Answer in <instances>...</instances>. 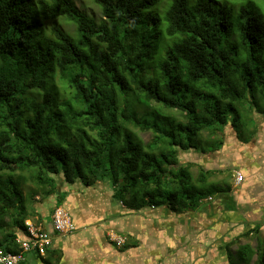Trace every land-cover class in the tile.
Segmentation results:
<instances>
[{
    "label": "trees",
    "instance_id": "1",
    "mask_svg": "<svg viewBox=\"0 0 264 264\" xmlns=\"http://www.w3.org/2000/svg\"><path fill=\"white\" fill-rule=\"evenodd\" d=\"M94 1L101 19L75 0H0V251L21 252L26 221H43L31 206L38 195L55 196L44 212L52 216L77 182L110 180L112 201L133 211H196L230 189L208 183L213 170L192 168L211 162L229 125L248 144L250 114L264 115V0ZM143 101L157 107L141 111ZM192 150L182 163L180 152ZM69 214L76 230L54 235L64 244L88 229ZM262 227L221 243L228 264H264ZM252 236L255 247L233 249ZM131 245L128 237L123 251ZM33 254L64 264L54 243Z\"/></svg>",
    "mask_w": 264,
    "mask_h": 264
},
{
    "label": "crops",
    "instance_id": "2",
    "mask_svg": "<svg viewBox=\"0 0 264 264\" xmlns=\"http://www.w3.org/2000/svg\"><path fill=\"white\" fill-rule=\"evenodd\" d=\"M254 119L257 128L248 144L241 145L236 137H226L222 148L216 151L217 156L207 157L211 162L199 163L192 168L195 176L202 169L213 170L215 173L208 183L230 189L220 196L204 198L196 211L129 210L124 203L114 204L107 185L103 184L89 187L93 188L90 194L84 193L89 189L86 187L78 188L76 194L69 193L66 201L70 205L68 213L73 212L78 228L88 229L77 233L66 244L62 237L53 235L54 246L64 252V264H143L148 261L150 264H223L225 254L220 253L221 243L231 241L257 223L264 230V119ZM228 140L229 144L226 143ZM227 157L234 172L243 174L240 185L235 179L227 183L216 179L227 169V164H224L228 163ZM225 196H229L230 203L225 201ZM107 205L110 208L108 213L105 210L97 212L98 207ZM42 216L43 221L37 223L48 231L51 228L46 218L52 220V216ZM110 228H115L120 236L131 237V243L138 242L139 245H131V249L123 251L124 246L118 248L106 239ZM24 264H41V261L32 252L26 254Z\"/></svg>",
    "mask_w": 264,
    "mask_h": 264
},
{
    "label": "rangeland",
    "instance_id": "3",
    "mask_svg": "<svg viewBox=\"0 0 264 264\" xmlns=\"http://www.w3.org/2000/svg\"><path fill=\"white\" fill-rule=\"evenodd\" d=\"M76 1V5L79 7V8H81V9H83V10H86L88 13H90L91 15H93L94 17H96L97 19H101V18H103V16H102V10H101V7L94 1V0H75ZM59 22H60V24H62V26L63 27H65L67 30H70L71 32H74L75 31V26H74V24H72V23H69L67 20H65V18H62V19H59ZM144 102V101H143ZM155 107H157L156 106V104L155 103H147V102H144V105L143 106H141L140 107V110L142 111V110H147V109H153V108H155ZM142 108V109H141ZM173 113V115L178 119V120H183L184 119V116H182L179 112H172ZM255 117L256 119H257V121H261L262 119H264V115H261V114H250V118H252V117ZM139 132V134L141 135V137H142V139L144 140V142L145 143H148V142H150L151 140H152V138H153V134H152V132H142V131H138ZM234 131H233V129H232V127L229 125V127H227V128H225V133H226V136H225V138L226 137H232V139L235 137V133H233ZM217 137H219V136H217ZM209 138V134L208 133H203V136L201 137V139H202V142H204V141H206V139H208ZM205 143V142H204ZM227 144H229L230 143V141L228 140L227 142H226ZM188 153V154H187ZM216 154V151L214 152V157H216L217 155H215ZM220 154V153H219ZM218 154V155H219ZM194 155H195V152L192 150V151H189V152H180V159L182 160V163H185L186 162V160L187 159H193L194 158ZM183 157V158H182ZM232 158V157H231ZM197 159H200V157H198L197 156ZM230 158H228L227 157V162L228 163H224V164H227L226 165V167H227V169L223 172V173H221V174H219V175H217V178L216 179H219L220 180V182L221 183H227V182H233V180L235 179V174H236V172H234V170L235 169H233V166H232V162H231V160H229ZM195 171H197V169L195 170ZM214 179V178H213ZM103 184H104V186H105V184H107V187H108V190H109V197H110V200L112 201V199H111V196H112V194H113V188H112V185H111V183H110V180H107V181H104L103 182ZM83 185H82V183H80V182H77L76 184H74V185H67V187L69 188V190H71L72 192V194H76V190L78 189V188H80V187H82ZM34 188V186H33V184L32 183H28L27 185H26V187H25V192L27 193V191H29L30 189H33ZM93 191V188H89V189H87L86 191H84V193H86L87 192V194L90 192H92ZM89 193V194H90ZM37 199V201L40 199L41 201H36V202H34V203H32L31 204V206H35L36 208H37V211L39 212V213H42L43 215H47V214H44V212L46 213L47 212V209L48 208H50L51 206H53L54 205V202H55V196H53V197H50V198H47L46 200H45V202H43V199H42V197L40 196V195H38L37 197H36ZM75 199L77 200V202H78V199H77V197H75ZM81 201V200H80ZM41 202H43L42 204H40L39 206H38V204L39 203H41ZM114 204H117V203H115L114 202ZM66 206H65V208L67 209L68 208V206H70L69 204H65ZM103 210H105L107 213L109 212V210H110V208H109V205H107V206H105V207H98L97 208V212L99 211L100 213L103 211ZM164 210H166L165 208H159L158 209V211H164ZM73 213V212H72ZM71 213V214H72ZM105 216L107 215V214H104ZM34 219H37V217H35ZM47 220V225L51 228V229H48V233H49V235H55V231H54V226H53V223H52V220H51V218H46ZM35 222V221H34ZM52 227H53V230H52ZM57 233V232H56ZM106 235L109 237V241L111 242H113L114 240H113V237H124V238H126L125 236H120V234L116 231V230H114V228H110L109 230H107V232H106ZM127 239V238H126ZM127 242H128V239H127ZM247 242H249L253 247H255L256 246V240H255V237L254 236H252V237H250V238H242L234 247H233V249L234 250H236V248L239 246V244L240 243H243V244H245V243H247ZM116 246L119 248L120 246H118L117 244H116ZM210 245L208 244V247H209ZM121 247H123V246H121ZM225 258V259H224ZM224 258H223V261H224V263L223 264H228V261H227V257H225L224 256ZM29 259L30 260H34V258L33 257H31V256H29ZM256 260V257L254 258V261ZM254 261H253V263H254ZM135 264H139L138 262H136ZM149 264H150V261H149Z\"/></svg>",
    "mask_w": 264,
    "mask_h": 264
},
{
    "label": "built area",
    "instance_id": "4",
    "mask_svg": "<svg viewBox=\"0 0 264 264\" xmlns=\"http://www.w3.org/2000/svg\"><path fill=\"white\" fill-rule=\"evenodd\" d=\"M243 174L240 171L236 172L235 181L237 185L243 182ZM209 200H212L210 197ZM52 222L54 231L60 234V236H67L76 230V226L73 223L68 211L59 206L56 208L52 215ZM28 237H18L17 242L21 245L22 251L13 254L4 251H0V264H22L26 260V254L37 252L39 255L44 256L46 249L53 245V235H49L48 231L42 224H38L29 219L26 221ZM113 242L118 246H125L127 239L124 237H113Z\"/></svg>",
    "mask_w": 264,
    "mask_h": 264
}]
</instances>
